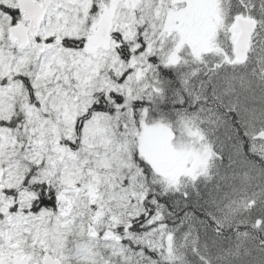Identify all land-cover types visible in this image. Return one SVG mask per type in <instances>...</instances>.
Segmentation results:
<instances>
[{
	"label": "snow or ice",
	"instance_id": "obj_1",
	"mask_svg": "<svg viewBox=\"0 0 264 264\" xmlns=\"http://www.w3.org/2000/svg\"><path fill=\"white\" fill-rule=\"evenodd\" d=\"M0 264H264V0H0Z\"/></svg>",
	"mask_w": 264,
	"mask_h": 264
}]
</instances>
